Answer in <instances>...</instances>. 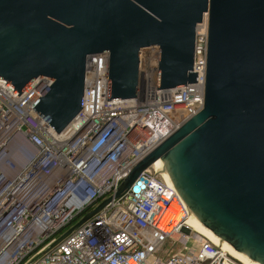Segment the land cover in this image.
<instances>
[{"label":"water","instance_id":"water-1","mask_svg":"<svg viewBox=\"0 0 264 264\" xmlns=\"http://www.w3.org/2000/svg\"><path fill=\"white\" fill-rule=\"evenodd\" d=\"M204 15L203 108L136 164L114 198L160 162L191 216L249 263L264 264V0H0V80L20 96L51 78L31 109L60 133L82 109L89 55L109 54L107 102L136 98L146 47L159 48L157 90L197 83Z\"/></svg>","mask_w":264,"mask_h":264},{"label":"built area","instance_id":"built-area-1","mask_svg":"<svg viewBox=\"0 0 264 264\" xmlns=\"http://www.w3.org/2000/svg\"><path fill=\"white\" fill-rule=\"evenodd\" d=\"M204 17L195 31L197 83L157 90L159 48L146 47L136 98L107 102L109 54L89 55L82 109L60 133L31 109L51 78L20 96L0 80V264H243L188 225L191 214L155 163L114 198L136 164L203 108ZM168 240L183 246L164 255Z\"/></svg>","mask_w":264,"mask_h":264},{"label":"bare ground","instance_id":"bare-ground-1","mask_svg":"<svg viewBox=\"0 0 264 264\" xmlns=\"http://www.w3.org/2000/svg\"><path fill=\"white\" fill-rule=\"evenodd\" d=\"M206 20V16L204 17ZM155 167L158 169V172L161 174L163 179L167 184L170 185L168 178L166 176L165 171L163 170V166L160 162H155ZM171 186V185H170ZM188 225L197 233L204 236L206 239H208L210 242H212L214 245L219 246L222 248L225 252H227L230 256L237 259L243 264H251L247 260H245L242 256H240L238 253H236L233 249H231L229 246H227L224 242H222L218 237H216L214 234H212L207 228H205L202 224H200L193 216H190L188 218Z\"/></svg>","mask_w":264,"mask_h":264},{"label":"rangeland","instance_id":"rangeland-1","mask_svg":"<svg viewBox=\"0 0 264 264\" xmlns=\"http://www.w3.org/2000/svg\"><path fill=\"white\" fill-rule=\"evenodd\" d=\"M25 143L28 144L26 141ZM182 246L183 244L181 242L174 243L172 240H168L165 242V245L163 247V254L168 255V254L178 252Z\"/></svg>","mask_w":264,"mask_h":264}]
</instances>
